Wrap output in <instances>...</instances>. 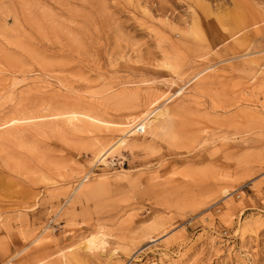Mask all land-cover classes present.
Listing matches in <instances>:
<instances>
[{
    "label": "rangeland",
    "instance_id": "rangeland-1",
    "mask_svg": "<svg viewBox=\"0 0 264 264\" xmlns=\"http://www.w3.org/2000/svg\"><path fill=\"white\" fill-rule=\"evenodd\" d=\"M0 264H264V0H0Z\"/></svg>",
    "mask_w": 264,
    "mask_h": 264
},
{
    "label": "bare ground",
    "instance_id": "bare-ground-1",
    "mask_svg": "<svg viewBox=\"0 0 264 264\" xmlns=\"http://www.w3.org/2000/svg\"><path fill=\"white\" fill-rule=\"evenodd\" d=\"M95 242V241H94Z\"/></svg>",
    "mask_w": 264,
    "mask_h": 264
}]
</instances>
